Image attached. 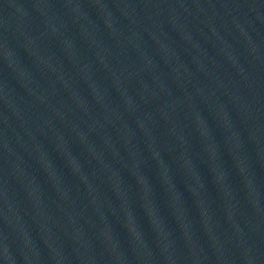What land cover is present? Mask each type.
I'll list each match as a JSON object with an SVG mask.
<instances>
[{
  "label": "water",
  "instance_id": "1",
  "mask_svg": "<svg viewBox=\"0 0 264 264\" xmlns=\"http://www.w3.org/2000/svg\"><path fill=\"white\" fill-rule=\"evenodd\" d=\"M0 264H264V0H0Z\"/></svg>",
  "mask_w": 264,
  "mask_h": 264
}]
</instances>
